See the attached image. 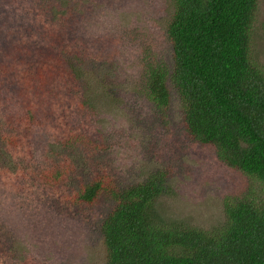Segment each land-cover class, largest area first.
<instances>
[{
  "label": "trees",
  "instance_id": "16d2710c",
  "mask_svg": "<svg viewBox=\"0 0 264 264\" xmlns=\"http://www.w3.org/2000/svg\"><path fill=\"white\" fill-rule=\"evenodd\" d=\"M14 1L12 7L0 11L6 36H17L16 43H4L3 49L0 41V73L4 68L9 76H0V120L8 118V134L0 136V212L11 207L14 197L25 189L27 173L33 184L53 191L65 182V191L54 197L61 205L90 206L101 196L113 200L114 207L100 226L105 251L102 264H264V67L252 55L258 0H168L167 60L159 58L149 43H142L137 55L130 42L103 39L101 44L94 38L87 43L81 36L72 43L70 30L91 17L93 9L86 6L94 4L91 0H41V17L49 24L50 19L57 21L48 28L41 27L39 16L25 13V7L17 4L19 0ZM70 5L75 10L67 7ZM124 34L126 39L147 37L143 30L132 27ZM100 48L112 52L109 60L113 64L128 55L135 59L138 71L131 77V99H140L147 111L163 117L173 90L185 132L212 147L219 162L255 184L242 197L223 201V220L216 226L204 229L159 208V200L172 195L162 171L118 188L108 170L74 183L67 180L68 170L51 160L42 158L38 162L44 164L31 167L30 172L19 167L29 154L31 137L44 122H57L58 103L59 111L65 113L75 104L81 112L93 109L101 124L104 113L100 107L117 110L113 89L122 86L113 79L116 74L103 70L110 65L98 58ZM60 90L63 94L58 95ZM73 99L71 104L61 103ZM92 143L97 145L99 140ZM95 150L92 144L85 162ZM14 164L18 166L15 176L6 175ZM24 228L29 237L37 235L34 227ZM0 243V249L10 248L13 253L5 259H14L6 262L0 256V264L1 260L3 264H32L23 261L26 255L19 253L16 242L4 233H0ZM18 258H23L22 262H17Z\"/></svg>",
  "mask_w": 264,
  "mask_h": 264
},
{
  "label": "rangeland",
  "instance_id": "374dc122",
  "mask_svg": "<svg viewBox=\"0 0 264 264\" xmlns=\"http://www.w3.org/2000/svg\"><path fill=\"white\" fill-rule=\"evenodd\" d=\"M91 1L94 3L92 6L86 4L89 9H93L91 17L70 28L69 38L72 43L81 36V40L87 43L94 38L101 44H104L103 39L130 42L134 45L133 51L136 55L142 43H149L159 58L169 59V42L165 36V26L171 13L168 0ZM42 2L29 0L27 3L26 0H19L17 4L25 7V13L39 16L41 27L48 28L57 21L56 18L50 19L49 24L45 16L41 17L39 10H44L40 9L38 3ZM14 3V0H0V11L3 7H12ZM67 7L75 10L73 5ZM36 8L38 10H35ZM129 27L143 30L147 37L133 35L131 39H126L125 34L124 37L122 35ZM253 33L255 36L252 55L264 67V0H258ZM6 35L7 32L0 25L1 49L4 48V43L11 45L17 42V36L9 38ZM95 45L98 49L99 46ZM125 53H128L126 48ZM97 55L101 61L111 66L106 65L103 70L109 75L116 74L113 79L117 85L122 86L113 89L117 93L114 94L117 110L100 107L104 113V121L101 124L93 109L81 112L75 104L66 114L59 111L61 104L58 103V110H55L57 122L50 124L48 121V125L44 122V127L31 137L27 147L29 154L24 163L18 164L19 167L30 172L33 170L31 167L44 164L38 162L42 158L51 160L68 170L67 180L74 183L86 181L98 172L108 170L107 175L118 188L140 183L151 173L162 171L167 175L172 195L163 196L159 200V208L169 216L184 218L204 229L216 226L223 220V201L228 197H242L255 184L242 173L219 162L212 147L193 140L185 132L179 99L173 90L170 106L163 117L147 111L141 105L140 99H131V77L138 71L133 57L131 59L127 54L128 56L121 57L113 64L109 60L112 52H105L100 48ZM9 65L3 66L8 68ZM3 70L0 76L9 77L7 71L4 68ZM61 94L63 91H58V95ZM74 101L75 99L65 100L61 103L71 104ZM2 118L0 136L3 132L8 134V118ZM118 118L122 119L123 123L117 122ZM97 139L99 144L92 143L98 141ZM89 141H92L91 145L97 147V150L91 160L85 162L87 151L91 147ZM111 146L113 148H110ZM31 158L33 161L29 160ZM2 167L3 163L0 162V172ZM17 167L15 164L10 165L6 175L15 176L13 172ZM26 175L25 189L14 197L15 202L11 203V207L7 206L0 212V233H4L11 242H16L18 252L26 255L24 259L18 258L17 262L27 259L32 264H102L105 251L100 226L103 217L114 207L113 200L101 196L90 206L75 207L69 203L68 206L61 205L54 197L65 191V182L53 191L49 187L33 184L29 175ZM25 226L34 227V232H37V235L33 233L34 236H31L34 237L33 240ZM9 249H0L3 250L0 251V256L6 262L14 261L5 259L13 254ZM1 262L3 264V260Z\"/></svg>",
  "mask_w": 264,
  "mask_h": 264
}]
</instances>
